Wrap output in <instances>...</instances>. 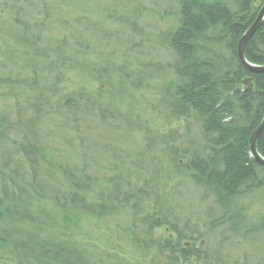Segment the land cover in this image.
I'll list each match as a JSON object with an SVG mask.
<instances>
[{
  "label": "trees",
  "instance_id": "obj_1",
  "mask_svg": "<svg viewBox=\"0 0 264 264\" xmlns=\"http://www.w3.org/2000/svg\"><path fill=\"white\" fill-rule=\"evenodd\" d=\"M165 2L174 7L176 14L160 40L171 61L166 69L169 76L164 101L170 104L177 120L187 123L186 127L190 122L196 125L201 142L197 143L189 132L182 138L178 131L170 141L162 140L160 152L172 156L169 171L161 163L163 155L156 158L153 146L149 157L137 161L132 158L133 163L121 149L112 148L120 156H115L113 165L103 172L96 153V160L90 162L84 154L89 145L99 150L106 149L107 144L87 143L86 137L84 141L81 129L86 123L82 119L97 112L98 116L106 115L109 107L119 110L114 107L113 97H118L122 108L120 98L129 92L128 88L137 91L143 81L131 80L136 76L130 63L135 59L131 34L118 39L124 63L113 78H108L107 63L91 62L89 43L107 40L108 33L100 27L103 18L116 20L122 30L129 32L132 15L126 8L121 15L102 11L98 14L101 22H88L80 14L89 8L84 0H0V91L5 92L1 95L4 99L14 102L11 109L18 112L13 123L0 115V142L7 139L4 132L28 135L26 127L35 122V130L41 124L53 131L67 128V149L70 154L74 149L80 153V157L69 158L54 145L43 143L41 137L35 139V144H16L17 161L13 162L12 151L0 153V179L7 184L0 185V264H89L75 240L81 221L87 216L109 217L118 207H130L134 221L136 211L145 213L141 230L150 239L141 245L136 232L129 233V237L137 241L134 247L156 251V264H224L219 252L228 240L239 248L243 237L254 232L264 236V218L260 226L255 225L245 209L238 207L245 197L264 200V168L250 157L249 149L250 136L264 117V73H249L237 58L238 42L264 0ZM73 12L78 15L71 18ZM30 24L35 26V41L13 37L12 30L28 33ZM6 31L10 42L4 35ZM30 47L25 56L34 64L16 65L15 58L20 60L23 50ZM245 57L254 65H264V24L248 41ZM87 64L95 68L91 78L97 82V94L80 87L62 89L65 75L84 71ZM15 70L25 76L34 75L31 87L35 86V99L12 93L14 86L26 88L22 82H11L7 73ZM154 71L148 77L160 73ZM246 79L250 83L244 87ZM111 111L118 121L116 111ZM19 112L30 114L31 119L24 123ZM119 117L121 124L122 115ZM144 132L155 143L156 137ZM176 142L179 147L174 145ZM256 149L264 158V131L256 140ZM90 171L102 172L103 176L91 177ZM172 176L188 181L200 191L203 203L211 204L203 217L182 221L175 214V189H168ZM22 177L29 180L23 183L25 186L19 184ZM54 212L62 216L61 223ZM159 228L162 235L154 238ZM210 239H217V247H209Z\"/></svg>",
  "mask_w": 264,
  "mask_h": 264
},
{
  "label": "rangeland",
  "instance_id": "obj_2",
  "mask_svg": "<svg viewBox=\"0 0 264 264\" xmlns=\"http://www.w3.org/2000/svg\"><path fill=\"white\" fill-rule=\"evenodd\" d=\"M84 1L85 7L87 6L89 8L80 14L83 17L82 19L87 18L88 22H101L102 18H99L98 14H101L102 11L105 13L110 11L113 14L115 13L116 15H121L123 14L122 9L124 8H126L127 12H129L133 17V25L128 30L129 32L122 30L116 20L108 22L103 18V24L100 23V27L103 28L104 33H108L107 40L99 39L96 42L90 41L89 51L93 54V56H90L91 62L95 65L107 63L108 69L106 67V72L108 78H113V76L118 73V68H121L124 63L122 61L123 58L121 59V55L119 54L121 49L118 47L120 42L118 39H120L119 37L123 34L125 36L126 34H131V43L135 46L133 47L132 55L135 59H131L130 63L133 64L132 66L135 68L133 74L136 75L132 76L131 80L135 81L137 79H141V81H143L142 87L137 91H133L128 88L129 92L120 98V100L123 101L122 108L119 107L121 104L118 106V97H113V103H115L114 107L120 111L109 107V113L106 112V115H100L101 118L97 115L100 112H97L96 114H91V116L94 115L91 118L87 117L82 119V121L86 123L84 130L83 128L81 129V132L83 131L84 134V141L86 140V137L89 138V140H86L87 143L88 141H91L93 144H107L106 149L99 150L92 149L89 145L88 148H86L84 157H86V159L90 162L96 160L95 156L97 154L102 162L100 168L104 172L107 167H111V165H113L112 159L115 156H120L119 154H116L118 153L116 152L117 150L112 148L121 149L123 154L130 156L129 159H131L130 161L133 163V159L137 161L140 157H149L150 154L148 151L153 146V149L156 151V158L163 155L161 157V163H163V167L168 170L169 159L172 158V156L169 155L168 158L167 152H160L159 148L162 140L170 141V139L175 138L177 131L182 135V138L187 132H189L191 136L196 139L195 141H197V143L201 142L202 139L199 134L201 132L196 125L190 122L186 127L187 123L184 120H177L173 116L170 104L164 101V86L165 83L168 82L167 79L169 76L166 69L168 67V63L171 61L167 50L164 45L161 44V41L164 34L169 30V28H171V24L174 23L176 11L174 7L169 5L168 2H165V0ZM96 7H99V9ZM76 14L78 15V13L73 12L70 17L72 18ZM33 19H35V17ZM28 29L29 32H25L23 34L17 30H12V35L13 37H16L17 40H20L21 38L24 41H35V38L32 39V35H35V26L30 24ZM19 34H21V36ZM4 35L10 42L11 39L9 31H6ZM124 38L122 37V40H124ZM28 46L30 45L28 44ZM28 51H31V47L28 48L27 51L26 49L23 50V56L20 57V60L15 58L14 62L16 65L31 66L34 64L29 57L25 56V53ZM27 56H29V54ZM110 61L112 63H110ZM87 65H89L88 69H84V71L67 73L65 75L66 77H64L65 79L62 81V89L71 90L74 87H80L85 89L87 93H94L96 95L98 85L97 82L91 78V72L95 68H93L90 64ZM154 70H160V73L148 77V75L155 72ZM7 74L11 76V82H22L26 86L23 90L19 86H14L13 90L15 91L12 93H15L18 97L23 94V97L26 99L28 96L29 99H35V86L32 85L34 87H31L34 75L25 76L21 73V71L17 72L16 70ZM25 80L28 82H25ZM2 92L5 93L4 91ZM2 92L0 91V115L8 117L7 123H13L16 118L15 116L18 115V112L11 109L14 102L4 99L1 96ZM18 104H21V102H18ZM110 111H116L118 121L121 118H118V116L122 115L121 124L117 120H114L115 117L110 115ZM30 116L31 115L28 113L24 114V112H19V117L23 118L24 123H26L28 119H31ZM31 123L32 122L28 124V128L26 127V133L28 135H17L11 132H4L7 139L0 142V153L12 151L11 156L14 158L13 162L17 161L16 157L18 153L15 149H18V147L16 144H35V139L38 140V138L41 137L43 143L48 144L49 146L54 145L57 149H60L61 152L68 155L69 158L75 157V155H79L80 157V153L77 149H74L72 154H70V150L67 149L69 146L64 141L66 140L65 136L69 133L67 128L62 131L56 129L53 131L52 127L41 124L42 126H37L35 130V122H33V124ZM134 123H138L139 125H134ZM144 131H148V133H151V135L153 134L156 137L157 140H155V143L150 142V137H147L148 135L144 134ZM181 141L183 143L184 140L182 139ZM174 145L179 147L177 142ZM72 147H76V144ZM135 153L137 155L134 157ZM102 158H104L105 162ZM98 163H100V161ZM88 174L95 178H101L103 176L102 172L100 173L97 171H90ZM171 180L174 182H171ZM25 182H29V180L24 177L20 178V185H23V183L25 184ZM170 183L171 184L168 189H171L170 191L175 189L173 205L177 210V213L175 214L180 215L179 217L182 221L186 218H201L206 213V207H211L210 203H203L200 191L196 190L188 181L182 179L177 180L172 176L170 178ZM2 184L4 187L5 185L7 186L6 182L0 179V185ZM152 206L155 207L156 205L152 204ZM238 207L245 209L244 213L248 216L247 218H249L253 224L260 226L262 218H264V200L258 196L255 198L245 197L240 200ZM136 213L138 214L135 221L132 218L134 217V212L130 210V207H118L117 211H114L109 217L105 216L97 218L87 216L86 218H83L80 223L78 233H75V240H77L80 245V249L88 259L89 264H156L159 261L155 256L156 251L148 250V252L144 251L143 247L140 249L133 246V243L136 240L133 239L132 235L129 237V233L132 234L136 232L135 235L139 237L137 241H140L141 245H144V242L150 239L147 235L144 237L142 231L143 229L141 230L140 223L142 222L141 219L145 213L141 211H136ZM54 217L57 221H59V223L63 221L62 216L56 214V212H54ZM140 230L142 233H140ZM162 232V229H156L153 237H159L162 235ZM60 236H62V234ZM263 239L264 236L262 234L254 232V235L241 238L243 244L240 242L238 246L239 248H236V245H234V242L230 239L226 245L223 246V250H220L219 252L220 260L224 264H245V261H247L246 264H263ZM216 240L217 239H213L210 241V248L217 247L216 245L218 243ZM234 241L236 242L237 240ZM249 243L251 245H248ZM190 264H203V262L193 261Z\"/></svg>",
  "mask_w": 264,
  "mask_h": 264
},
{
  "label": "water",
  "instance_id": "obj_3",
  "mask_svg": "<svg viewBox=\"0 0 264 264\" xmlns=\"http://www.w3.org/2000/svg\"><path fill=\"white\" fill-rule=\"evenodd\" d=\"M264 24V4L261 5L259 11L251 23V25L246 29V31L241 36L238 45H237V58L239 64L252 74H262L264 73V65H254L247 61L245 57V48L248 41L253 37V35L259 30ZM248 83H250V79H246L243 81L242 85L245 87ZM264 131V117L260 123V125L254 130L249 139V149H250V157L261 167L264 168V158L258 153L256 149V140Z\"/></svg>",
  "mask_w": 264,
  "mask_h": 264
}]
</instances>
